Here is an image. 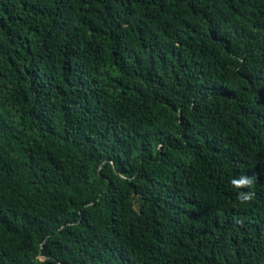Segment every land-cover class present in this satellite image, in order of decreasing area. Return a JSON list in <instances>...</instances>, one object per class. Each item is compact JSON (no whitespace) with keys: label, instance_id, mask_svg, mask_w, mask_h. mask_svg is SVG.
Listing matches in <instances>:
<instances>
[{"label":"trees","instance_id":"16d2710c","mask_svg":"<svg viewBox=\"0 0 264 264\" xmlns=\"http://www.w3.org/2000/svg\"><path fill=\"white\" fill-rule=\"evenodd\" d=\"M0 264H264V0H0Z\"/></svg>","mask_w":264,"mask_h":264},{"label":"clouds","instance_id":"9594fccd","mask_svg":"<svg viewBox=\"0 0 264 264\" xmlns=\"http://www.w3.org/2000/svg\"><path fill=\"white\" fill-rule=\"evenodd\" d=\"M255 176L241 175L231 179L230 183L234 189L237 190V199L240 204H250L255 196L254 191H244V189H251L255 183Z\"/></svg>","mask_w":264,"mask_h":264}]
</instances>
